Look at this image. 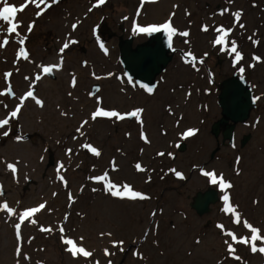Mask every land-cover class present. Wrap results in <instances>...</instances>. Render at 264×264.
Here are the masks:
<instances>
[{"label": "rangeland", "instance_id": "1", "mask_svg": "<svg viewBox=\"0 0 264 264\" xmlns=\"http://www.w3.org/2000/svg\"><path fill=\"white\" fill-rule=\"evenodd\" d=\"M38 2L8 0L17 7L28 4L23 12L17 13L15 22L19 27L16 33L9 35L8 25L0 22V44L4 39L9 41L0 47V92H6L8 85H12L14 92L12 99L7 95L0 96V120L7 118L20 98L32 88L39 90L40 94L34 92V95L38 94L46 103L48 96L40 84L46 78L42 72L44 66H58V70L54 68L53 81H57L59 105L55 106V100L49 99L46 111L39 109L38 115L32 114L36 124L34 131H24L20 115L0 129V186L4 193L0 196V204L6 202L16 210V215L11 217L0 212V263L264 264V258L259 252L252 253L250 245L235 244L231 237L224 235V232L233 231L237 239L250 240L252 233L244 227L247 221L264 237V0H167V8L163 11L145 7L146 4L141 5L136 0H106L107 4L98 7L99 0H60L57 3L44 0L40 8H36ZM253 2L256 3L254 8ZM173 3H180L174 24L179 29L190 28L191 34L188 37L178 34L173 38L175 52L165 71L156 78L155 96L149 97L137 87L128 88L124 80L120 83L106 74L122 73L117 50V39L123 37L118 29L124 22L123 19L120 22V18L127 17L126 25H123L126 28L136 12L143 13L142 23L161 24ZM219 8L223 15L214 16ZM237 12L241 14L239 22L235 20ZM209 14L214 17L208 18ZM73 24L77 25L75 30ZM200 24L201 29L207 26L208 31L201 30L200 33ZM241 24L242 28L239 27ZM29 25L32 26L30 32ZM103 26L106 34L98 35V27ZM219 27L231 30L227 48L231 47L232 41L239 47L243 59L235 66H231L235 57L227 55V50L220 51L223 46H213L220 35L216 31ZM107 33L111 34L109 40ZM100 37L111 49L101 48ZM124 37H128L127 32ZM73 40L76 43H71ZM143 41L139 39L134 44ZM65 42L69 47L61 53ZM21 48L28 53V60L18 58ZM187 53L203 63H197L193 68L191 63L185 62L191 60ZM5 73L12 75L6 79ZM90 73L106 74L101 80L106 83L100 82L102 92L98 94L103 99L102 108L107 111L111 108L122 111L143 109L140 116L143 125L137 120L122 123L90 121L89 127L81 128L80 119L85 118L93 107L79 106L93 83ZM235 73L242 74L254 87L252 95L256 108L249 114L248 126L235 125L236 147L230 149L227 141L224 146L220 145L222 136L214 137L211 127L221 119L217 105L218 85ZM37 75L42 77L41 80L35 79ZM73 77L80 81L75 89L71 86ZM28 101L30 99L25 104ZM29 109L30 106L26 112ZM256 118L258 122L254 123ZM60 121L66 122L61 134ZM78 128L81 132L76 133ZM189 130H194L195 134L186 137L184 134ZM4 131L9 132L7 137L3 135ZM142 134L147 142L141 139ZM73 136H77V140L73 141ZM247 136L249 140L241 147V140ZM186 141L188 143L184 145ZM11 142L28 143L36 151V157L39 155L36 158L40 166L37 178L29 176L37 169L27 161L23 162L22 165L27 166L21 172V159L13 156L9 159L3 154L2 148ZM180 144L184 148L178 152L177 145ZM85 145L96 148L101 155H93ZM69 149L71 154H68ZM235 154L241 156L239 168L242 172L239 175L232 169ZM7 163L16 164L15 177L6 169ZM60 164L64 167L58 175ZM136 164L144 171H137ZM199 166L204 168L202 172ZM177 172L182 178L176 175ZM204 172L215 173L218 181L222 176L234 187L232 196L226 189L222 196H229L231 207L240 217L239 224H234L235 217L224 211L223 197L220 202L210 205L209 213L203 216L190 208L192 197L212 184ZM104 173L121 189L128 184L133 191L149 199L130 201L112 197L104 190L103 182L97 183L93 179ZM214 185L219 186V183ZM42 203L46 207L21 225L18 241L15 224L19 223V213ZM33 219L35 224L30 222ZM217 225H223V231ZM41 228L52 231L42 232ZM60 228L64 229L63 233ZM145 230L144 239L139 241ZM65 239L73 240L77 247H83L93 255L73 257L67 251L69 245L63 243ZM225 240L233 244L240 260L228 254ZM17 247L21 250L20 256L16 255ZM105 249L110 255H105ZM25 256L28 259H24Z\"/></svg>", "mask_w": 264, "mask_h": 264}, {"label": "snow or ice", "instance_id": "2", "mask_svg": "<svg viewBox=\"0 0 264 264\" xmlns=\"http://www.w3.org/2000/svg\"><path fill=\"white\" fill-rule=\"evenodd\" d=\"M43 2H44V0H39V2L35 4L36 8H40L41 3H43ZM52 2L57 3L58 0H52ZM149 2L155 3V2H157V0H141V5H143L144 3H149ZM104 3H105V0H99V4L96 6L98 7L99 5H103ZM27 6H28V4L25 3L23 6L17 7V6L9 4L8 0H0V22H3V23L8 25L7 33L9 35H11L12 33H16V30L19 27V25L15 22L16 18H17V13L23 12ZM48 7H51V4H49ZM137 15H139V12L137 13ZM234 15H235L236 21L239 22L241 14L239 12H237ZM125 19H127V17H125ZM76 27H77V25H75V24L72 25L73 30H75ZM240 27H243V25L241 24ZM28 30H29V32L32 30L31 25H29ZM135 30L137 32H148V33L161 32V31L166 32L168 34V41H169L168 46L169 47L172 46V44H171L172 36L176 34V29L173 28L171 21L165 22L163 25H160V26H151L148 28L137 27ZM201 30L204 32H207L208 28H207V26H205ZM216 31L218 33H220V35H218L215 38V40L213 42V46H223V47H221V51L227 50L230 53H234L235 54L234 65H235V63H239L243 59V57H242L241 53L237 50L236 42L232 41L231 47L227 48V43H228L227 38L230 35L231 30L230 29L226 30L223 27H219L216 29ZM179 34L181 36H184V37L189 36V32H187V31H184V32L179 33ZM185 42L187 43V41H185ZM8 43H9V41L7 39H4L2 44H0V47L6 46ZM21 43H23V41H21ZM71 43L74 44V43H76V41L73 40V41H71ZM253 43L255 44V43H257V41H253ZM68 47H69V43L65 42L63 44V47L60 49V52L63 53L64 50L67 49ZM101 48H103V45H101ZM105 54H107V53L105 52ZM186 55L191 56V60L190 61L186 60L185 62L191 63L193 68H196L197 63H203V60L198 61L197 58L194 55H192L191 53H187ZM21 57L24 60H28V53L25 52L23 48H21L20 52L18 53V58H21ZM253 59H258V58L253 57ZM62 63H63V60L61 59V64ZM54 68H56L58 70V66H44V67H42V72L45 75H49V74L53 73ZM240 71H241V73H243L244 69L241 68ZM11 75H12L11 73H5V78L7 79ZM41 78L42 77L40 75H37L35 77V79L37 81L41 80ZM25 79H28V77H25ZM76 84H77L76 78L73 77V79L71 81V86L76 87ZM140 87L145 88V86L143 84H141ZM99 91H100L99 89H96V92H99ZM146 91L149 94H151L153 92V89L151 87H148V88H146ZM4 95H9V96L14 95V92L11 88V85H9L7 92H0V96H4ZM91 95H94V93ZM29 98H31V100L34 101L37 106L43 107V101L38 99L34 95L32 90L27 91V93L23 97L20 98L19 104L15 107V110L11 111L7 118L0 120V129L9 125V121L11 119L18 117V115L21 112V109L23 108V106L25 104V101L28 100ZM99 103H100V100L97 99V104H99ZM5 107H6V105H5ZM142 112H143V109H136V110L128 113L127 117H135L137 122H139L141 125H143V121L140 119ZM127 117H126V115H123V114L119 113L118 111H115V110L107 111L101 107H97L95 109V111H93L91 114V120L92 121H96L97 118H116L118 120L123 121ZM88 122H89L88 120H84L80 127L83 128L84 125L88 124ZM79 131H80V128L77 129V132H79ZM194 134H195L194 130H189L184 135L186 137H190V136H193ZM3 135L5 137H7L9 135V132L4 131ZM17 139H20V138L18 137ZM141 139H144L145 142H147V138L143 134L141 135ZM85 147H87L93 155H95L97 157H99L101 155L100 151L97 150L96 148H94L90 145H85ZM67 151H68V154H71V149H69ZM159 155H163V153H160ZM17 163H19V162L17 161ZM63 167H64V165L60 164L58 169H57V172L59 173L60 169H62ZM6 169L13 175V177H15V175L17 173L16 164L7 163ZM136 169H137V171H144V169L141 167L140 164H136ZM176 175L178 177L182 178L180 173L177 172ZM203 175H205L206 177H209L212 184L219 183V186L221 189H228V188L232 187V185L230 183H226L224 181L222 176L219 178V181H218L215 173L204 172ZM60 179L63 180V177H60ZM93 179L97 183L103 182L104 183V190L114 198H118L120 200L126 199V200H130V201H137V200L143 201V200L149 199V197L141 194L140 192L133 191L132 187L128 184H124L122 186V189H121V186L113 184L111 181H109L107 173H104V175L99 176V177H95ZM93 191H95V189H93ZM3 194L4 193L2 191V186H0V196H2ZM69 199L70 200L72 199L71 195L69 196ZM223 200H224V203L226 205L224 211L232 213L235 216L234 223L239 224L240 223V217L238 214H236L235 209L229 205V196L224 195ZM45 207H46V205L42 203L38 207H32L30 209L24 210L23 212L19 213V223L15 224L16 239L18 241L21 238V225L24 224V222L26 220H29L30 217L34 216L37 213H40L41 210H43ZM0 212H6L7 215L10 217L13 215H16V210L14 208H11L8 205V203H6V202L3 204H0ZM153 215H155V213H153ZM65 219H67V217H65ZM30 222L32 224H35L36 220L33 219ZM217 227L223 231V225H217ZM244 227L248 228L250 230V232L252 233L250 240H249V238L237 239L236 235L230 231L224 232V235L231 237L232 242L235 244L250 245V251L252 253L259 252L261 254H264V246L257 247V244H256L257 241H260L262 244H264V237H261L260 230L251 226L247 221L244 222ZM40 231L51 232L52 229L51 228H41ZM60 232L63 233L64 229L60 228ZM101 235L103 236L104 234L102 233ZM108 235H111V234L109 233ZM82 239H83V237H81V240ZM63 243H65L66 245H69V247L67 248V251L73 257H76L79 255V256H83L85 258H88V257H91L93 255V253L91 251H88L83 247H77L76 243L73 240L65 239V240H63ZM119 243L122 244L123 242L121 241ZM225 244L227 245L228 254L230 256H232L234 259L240 260V257L238 255H235L236 249L233 247V244L229 243L228 240H225ZM113 246L114 247L117 246L116 242L113 243ZM16 255L17 256L21 255V250L19 247H17V249H16ZM105 255L106 256L110 255V253L108 252L107 249H105ZM24 259H28V257L25 256ZM97 264H99V262H97ZM109 264H111V262H109Z\"/></svg>", "mask_w": 264, "mask_h": 264}, {"label": "water", "instance_id": "3", "mask_svg": "<svg viewBox=\"0 0 264 264\" xmlns=\"http://www.w3.org/2000/svg\"><path fill=\"white\" fill-rule=\"evenodd\" d=\"M168 45L164 34L156 33L150 36L147 43L138 46L135 50H131L129 44L123 47L121 60L127 75L133 77L139 86L143 84L144 89L148 87L153 89L155 77L162 73L171 61ZM218 98L222 109V118L212 125L211 132L217 137L221 131L223 140H231L235 125L239 122L244 123L254 107L251 102V88L243 79L233 75L220 84ZM246 140L247 137H244L242 144ZM217 201L216 191L207 188L204 192H197L192 197L190 208L198 216H203L210 211L209 205Z\"/></svg>", "mask_w": 264, "mask_h": 264}, {"label": "bare ground", "instance_id": "4", "mask_svg": "<svg viewBox=\"0 0 264 264\" xmlns=\"http://www.w3.org/2000/svg\"><path fill=\"white\" fill-rule=\"evenodd\" d=\"M130 2H133L134 0H129ZM107 4V3H106ZM145 7H152V8H159L161 11H163V9H165V8H167V0H158L157 2H155V3H153V4H150V5H147V6H145ZM178 9V8H177ZM162 14H163V12L162 13H160L159 15H158V17L159 16H162ZM156 14H154V16H155ZM175 14H173V18H175ZM157 17V16H156ZM108 47H110L111 48V46H110V44H108ZM81 78L83 79V77L81 76ZM79 83H80V81L78 80L77 81V84H76V87L77 86H79ZM101 83H106L105 81L104 82H102L101 81ZM40 84H42L43 85V88H42V91L43 92H45V94H46V96H48V100H46V103L44 104V106H43V108H42V111H46L47 110V107H48V104H49V99H54L55 101H53V102H56L55 103V106L56 105H59V95L57 94V90H58V86H57V81H53V79L51 78V77H48V78H44L42 81H41V83ZM67 86H68V80H67ZM75 87V88H76ZM106 90H109V88H106ZM102 92V90L100 91V93ZM38 94H40V92H39V90H38V92H37ZM155 94L156 93H154L152 96H155ZM55 96H56V98H55ZM45 98H47V97H45ZM61 101H62V97H61ZM95 103L96 102H94V100H88L86 97L83 99V103H79V106H84V109H87L88 107H90V106H95ZM32 104V102H27L24 106H23V108L21 109V112H20V122L22 123V125H23V129H24V131L26 132H29V131H34L35 130V128H36V124H35V122H33V120H32V114L33 113H35V114H39V110ZM30 106V109L28 110V112H26L27 110V107H29ZM65 106H62L61 108L62 109H64V112H66L65 111V108H64ZM74 107H75V105H74ZM78 109V108H77ZM90 111V110H89ZM88 111V112H89ZM18 118V119H19ZM91 118L89 117V114H87V117H85V120H90ZM48 120H50L49 118H48ZM81 120V119H80ZM93 122V121H92ZM94 122H104V121H102V120H96V121H94ZM89 123H90V121H89ZM44 124H45V121H44ZM60 124H61V126H60V128H59V133L61 134L63 131H64V128H65V125H66V122L65 121H60ZM91 124V123H90ZM77 130H75V132H76ZM81 132V131H80ZM59 134V135H60ZM199 135V133L194 137V138H196L197 136ZM188 143V141H186L185 143H184V145L185 144H187ZM2 152H3V154L7 157V158H11L12 156H13V158H18V159H21V167H20V171L21 172H24L25 171V167L27 166V165H22L23 164V162L24 161H27L29 164H31V167H35L36 169H37V172L35 173V174H33V175H29L30 177H32V179H34V178H37V175H38V173L40 172V166H39V164L37 163V161H36V158H38L39 157V155H38V157H36V151H34L33 149H32V147L28 144V143H26V144H24V143H17V142H11L10 144H8L6 147H4V148H2ZM15 156V157H14ZM240 164H241V162H240ZM34 182H32V184H33ZM234 188V187H233ZM232 188V189H233ZM232 189H231V191H230V194H231V196H232ZM219 195V197H220V194H218ZM106 199H108V197H106ZM109 200V199H108ZM215 204V203H214ZM258 204V203H257ZM212 205V204H211ZM209 208H210V205H209ZM209 213V212H208ZM3 238V237H2ZM0 264H2V263H0Z\"/></svg>", "mask_w": 264, "mask_h": 264}, {"label": "flooded vegetation", "instance_id": "5", "mask_svg": "<svg viewBox=\"0 0 264 264\" xmlns=\"http://www.w3.org/2000/svg\"><path fill=\"white\" fill-rule=\"evenodd\" d=\"M229 4V6H231V2H229L228 3ZM256 5V3L255 2H253L252 3V8H254V6ZM178 8V9H177ZM180 9V3H179V5L178 4H176V3H173L172 4V7H171V9L169 10V12H168V14H167V17L165 18V20H169V15H170V13H172V14H177L178 13V10ZM221 8H219V9H216L215 10V12H214V16H216L217 15V13H222V11L220 10ZM180 11V10H179ZM143 14V13H142ZM142 14H139V15H136V17H134L133 19H131V21L129 22V28H126V27H124L123 25L125 24L126 25V20H123L124 22H121V18H120V24L121 25H119L118 26V29H119V31H121V33H122V36L123 37H121V36H119L118 37V39H117V50H118V55H119V52H120V49H121V47H125V46H127L128 45V43H126L127 41H129V40H131V45H129V46H131V48H136L137 46H139V45H141V44H143V43H145V42H147V40H146V32H137L135 29L137 28V27H139V28H145V26L146 25H148V24H150V23H152V22H150V23H142V22H140V19H142L141 17H142ZM183 14H184V12H183ZM212 14H209L208 15V18H213L214 17ZM175 18H176V16H175ZM175 18H173L172 19V26L175 28V29H177V31H178V33H182L183 32V28H181V29H179L175 24H174V19ZM203 24V23H202ZM202 24H200V25H202ZM204 25V24H203ZM186 28H188V27H186ZM102 30L106 33L107 32V30H106V28L105 27H102ZM127 32V36L128 37H124V33H126ZM200 33H202L201 32V30H200ZM108 34V36H107V38H108V40H109V38H111V34L110 33H107ZM176 35V34H175ZM175 35H173V37L175 36ZM139 39H143L144 41L143 42H141V43H137L136 45L134 44V41H136V40H139ZM101 42H102V44H105V43H107V41L105 40V39H103V38H101ZM132 44L133 45H135L134 47L132 46ZM116 74H118L117 75V77H116V79L115 80H118V81H120V79H121V77H123V73L121 74V73H114V76H113V78L116 76ZM54 75V74H53ZM54 77H55V75H54ZM54 79V78H53ZM97 89V88H96ZM92 90H93V86L92 85H90L89 87H88V90H86V93H88V94H91L92 93ZM37 91L38 90H36V93H37ZM98 94H100V91L99 92H96L95 91V93H94V95L93 96H95V98L93 99L94 100V102H96L95 103V106L94 107H92V109H89L90 111L91 110H95L96 109V106H97V99L99 98V97H101L100 95H98ZM37 95V98L38 99H40L39 97H38V94H36ZM41 100V99H40ZM102 107H103V99L101 98V101H100V103H99ZM105 108V107H104ZM88 110V111H89ZM112 110H115V111H118L119 113H121V114H123V115H126V117H127V114H126V111H122V110H119L118 108H111V111ZM89 111V112H90ZM89 112H87V114H89ZM87 117V116H86ZM85 120V118H82L81 119V121H84ZM97 120H102V121H115V122H117V123H122V122H130V121H136V118L135 117H127L125 120H123V121H121V120H118V119H116V118H97ZM88 121H91L92 122V120H88ZM94 122V121H93ZM86 126L87 127H89L88 126V124H86ZM132 167L134 168V166L132 165Z\"/></svg>", "mask_w": 264, "mask_h": 264}]
</instances>
